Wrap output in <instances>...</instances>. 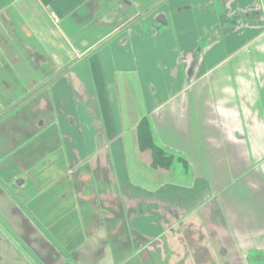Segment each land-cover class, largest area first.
Returning a JSON list of instances; mask_svg holds the SVG:
<instances>
[{"label": "crops", "instance_id": "crops-1", "mask_svg": "<svg viewBox=\"0 0 264 264\" xmlns=\"http://www.w3.org/2000/svg\"><path fill=\"white\" fill-rule=\"evenodd\" d=\"M31 253L264 264V0H0V264Z\"/></svg>", "mask_w": 264, "mask_h": 264}, {"label": "trees", "instance_id": "trees-1", "mask_svg": "<svg viewBox=\"0 0 264 264\" xmlns=\"http://www.w3.org/2000/svg\"><path fill=\"white\" fill-rule=\"evenodd\" d=\"M152 156H153V163L155 166H160L162 168H168L171 164V157L165 153L163 150L152 147Z\"/></svg>", "mask_w": 264, "mask_h": 264}, {"label": "water", "instance_id": "water-1", "mask_svg": "<svg viewBox=\"0 0 264 264\" xmlns=\"http://www.w3.org/2000/svg\"><path fill=\"white\" fill-rule=\"evenodd\" d=\"M159 21L160 22H163V20L161 21V19H159ZM19 242H20V244L25 248V249H27L26 248V246H25V243L23 242V241H21V240H19ZM28 250V249H27ZM29 251V250H28ZM31 255H32V257L39 263V264H44L43 262H41L35 255H33L32 253H31Z\"/></svg>", "mask_w": 264, "mask_h": 264}]
</instances>
